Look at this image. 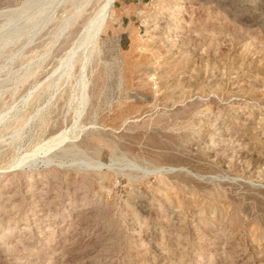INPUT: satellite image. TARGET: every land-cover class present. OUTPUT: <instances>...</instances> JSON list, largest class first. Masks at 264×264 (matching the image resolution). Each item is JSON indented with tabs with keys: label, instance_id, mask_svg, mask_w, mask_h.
Instances as JSON below:
<instances>
[{
	"label": "rangeland",
	"instance_id": "rangeland-1",
	"mask_svg": "<svg viewBox=\"0 0 264 264\" xmlns=\"http://www.w3.org/2000/svg\"><path fill=\"white\" fill-rule=\"evenodd\" d=\"M83 1L0 0V264H264V0Z\"/></svg>",
	"mask_w": 264,
	"mask_h": 264
},
{
	"label": "bare ground",
	"instance_id": "bare-ground-1",
	"mask_svg": "<svg viewBox=\"0 0 264 264\" xmlns=\"http://www.w3.org/2000/svg\"><path fill=\"white\" fill-rule=\"evenodd\" d=\"M84 1H85V0H84ZM84 1H83V2H84ZM102 1H103V0H102ZM104 1H106V0H104ZM85 2H87V0H86ZM88 2H89V0H88ZM106 3H107L106 5H103V7H104L103 9H102V7H101L102 10H101V11L99 10L100 12H99L98 10H96V11L98 12L97 15H96L95 12H94V14L96 15L95 17H93V16H89V17H93V20H91V22H90V20H89V22H88L89 24H87V26L89 25V26H88V29L85 28V30L89 31L94 25L96 26L97 23H98V20H99L103 15H105L104 13H107V15H108V12H107V11L110 12V10H107V9L110 8V7L112 6V0H109V1L107 0ZM84 4H85V3H84ZM86 4H87V3H86ZM101 4H103V3H101ZM104 4H105V3H104ZM87 5H88V4H87ZM87 5H86V6H87ZM100 6H102V5H100ZM100 6H99V9H100ZM79 11H80V10H79ZM80 13H81V12H80ZM94 14H93V15H94ZM78 15H80V14H78ZM107 15H106V16H107ZM89 17H88L87 19H89ZM103 17H104V16H103ZM91 19H92V18H91ZM104 19H105V17H104ZM86 21H87V20H86ZM101 21H103V19L100 20V23H101ZM104 21H105V20H104ZM86 23H87V22H86ZM104 23H105V22H104ZM100 25H101V26H104L105 24L102 25V23H101ZM95 26H94V27H95ZM96 27H97V26H96ZM98 28L101 29L102 27L98 26ZM94 29H96V28H93V30H94ZM100 29H99V30H100ZM87 31H86V34H87ZM90 31H91V30H90ZM89 34H90V33H89ZM88 36H89V35H88ZM86 37H87V36H86ZM67 63H68V62H67ZM64 139H65V137H63V135H61V136H59L57 139H54V141H56V143L59 144V143L63 142ZM56 143H55V145H56Z\"/></svg>",
	"mask_w": 264,
	"mask_h": 264
},
{
	"label": "crops",
	"instance_id": "crops-1",
	"mask_svg": "<svg viewBox=\"0 0 264 264\" xmlns=\"http://www.w3.org/2000/svg\"><path fill=\"white\" fill-rule=\"evenodd\" d=\"M117 1H119L118 5H117V10H118V9H120V8H122L124 6L126 0H117ZM117 13L118 12H116V14Z\"/></svg>",
	"mask_w": 264,
	"mask_h": 264
}]
</instances>
